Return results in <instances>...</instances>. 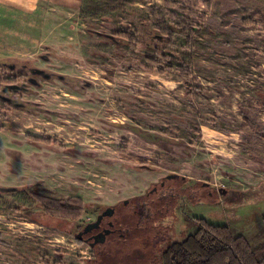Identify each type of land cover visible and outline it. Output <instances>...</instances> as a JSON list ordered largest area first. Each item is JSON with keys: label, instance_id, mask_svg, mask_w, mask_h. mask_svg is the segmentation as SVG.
Instances as JSON below:
<instances>
[{"label": "rangeland", "instance_id": "1", "mask_svg": "<svg viewBox=\"0 0 264 264\" xmlns=\"http://www.w3.org/2000/svg\"><path fill=\"white\" fill-rule=\"evenodd\" d=\"M34 18L0 22V196L42 184L86 212L0 205V264H138L150 233L181 241L197 218L264 243V0H137L103 19L72 0Z\"/></svg>", "mask_w": 264, "mask_h": 264}, {"label": "trees", "instance_id": "2", "mask_svg": "<svg viewBox=\"0 0 264 264\" xmlns=\"http://www.w3.org/2000/svg\"><path fill=\"white\" fill-rule=\"evenodd\" d=\"M136 1L82 0V12L85 17L103 19L116 12L126 11L127 5ZM154 30L160 33L159 39H164L170 44L173 43L176 34L173 28L158 25ZM178 32L183 34L182 30ZM193 35V31L191 34L185 35L186 39H190L191 42L187 43V47L183 51L178 52L183 61L189 62L193 58L192 50L195 47ZM164 186L165 184L161 183L162 190ZM11 196V202L0 196V205L4 207L5 211L16 213L24 207L36 203L44 214L73 222L79 221L83 213L86 212L82 198L78 196L67 199L59 198L56 192L44 188L42 184H37L31 189L13 190ZM100 220L102 222L103 218L101 217ZM197 225V230L181 241L169 242L166 237L158 239L157 242H145L147 246L140 244L141 249L136 251V255L140 258L138 264H147L152 257L151 254L155 256L151 262L157 261L158 264H264V243L254 246L247 238L234 236L228 226L212 224L205 219L197 218ZM2 237L3 234L0 232V247L6 245ZM99 240L103 242L104 238L96 236L91 241H95L94 245H98L100 244ZM79 241L83 242L81 239ZM120 244L124 248L120 250L121 248L117 247L116 253L113 254L114 259L127 250L125 242ZM148 247L151 248L150 256L146 249Z\"/></svg>", "mask_w": 264, "mask_h": 264}, {"label": "crops", "instance_id": "3", "mask_svg": "<svg viewBox=\"0 0 264 264\" xmlns=\"http://www.w3.org/2000/svg\"><path fill=\"white\" fill-rule=\"evenodd\" d=\"M57 2H62L66 5H70L72 0H0V22H5L8 19H14L12 21L19 22L20 24L25 26L26 23L29 22V20L37 21V19L34 17H38V15L41 14V11L43 10L45 5L50 3L57 4ZM0 26L3 28H7L2 24H0ZM137 205L132 209H129L127 212L131 213V215L134 217L135 222L138 221L141 226H145L146 223L143 220V217L137 214V209L140 208ZM150 210V208L147 210V214L150 213ZM156 237V233H150V235L148 236L150 242H154V239ZM131 262L134 264L136 260L132 259Z\"/></svg>", "mask_w": 264, "mask_h": 264}, {"label": "flooded vegetation", "instance_id": "4", "mask_svg": "<svg viewBox=\"0 0 264 264\" xmlns=\"http://www.w3.org/2000/svg\"><path fill=\"white\" fill-rule=\"evenodd\" d=\"M18 75H19V74H18ZM18 75H17V76H18ZM19 77H21V76L19 75ZM21 78H22V77H21ZM102 222H103V221H102ZM102 222H101V223H102ZM101 223H100V224H101Z\"/></svg>", "mask_w": 264, "mask_h": 264}]
</instances>
